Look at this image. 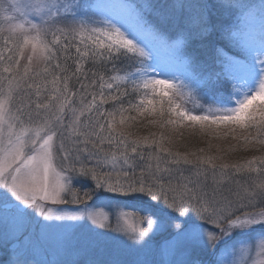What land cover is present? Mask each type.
Here are the masks:
<instances>
[{"label":"snow or ice","instance_id":"1","mask_svg":"<svg viewBox=\"0 0 264 264\" xmlns=\"http://www.w3.org/2000/svg\"><path fill=\"white\" fill-rule=\"evenodd\" d=\"M0 264H264V0H0Z\"/></svg>","mask_w":264,"mask_h":264},{"label":"rangeland","instance_id":"2","mask_svg":"<svg viewBox=\"0 0 264 264\" xmlns=\"http://www.w3.org/2000/svg\"><path fill=\"white\" fill-rule=\"evenodd\" d=\"M153 131H155V129H152ZM141 135H146L147 134V131L146 130H141L140 132ZM185 137L188 138L189 140V143H190V146H194V145H199L200 147H206V144L204 142V140H200V139H197L196 137H189V133L185 132ZM213 145L215 144H222L223 147H227L228 146V143H235L234 141H217V140H212L211 141ZM213 151H215V149H213ZM258 154V153H257ZM245 155H252V153H235L231 158L232 159H238L240 158L241 156H245Z\"/></svg>","mask_w":264,"mask_h":264}]
</instances>
